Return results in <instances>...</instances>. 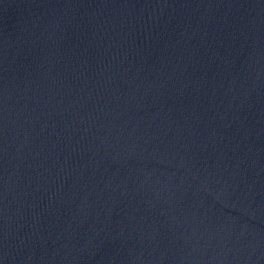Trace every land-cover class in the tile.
<instances>
[{"label":"water","instance_id":"water-1","mask_svg":"<svg viewBox=\"0 0 264 264\" xmlns=\"http://www.w3.org/2000/svg\"><path fill=\"white\" fill-rule=\"evenodd\" d=\"M0 264H264V0H0Z\"/></svg>","mask_w":264,"mask_h":264}]
</instances>
